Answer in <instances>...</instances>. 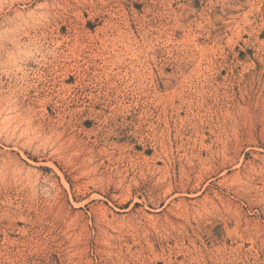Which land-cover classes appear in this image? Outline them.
<instances>
[{"label":"rangeland","instance_id":"rangeland-1","mask_svg":"<svg viewBox=\"0 0 264 264\" xmlns=\"http://www.w3.org/2000/svg\"><path fill=\"white\" fill-rule=\"evenodd\" d=\"M0 108V264H264V0H0Z\"/></svg>","mask_w":264,"mask_h":264},{"label":"bare ground","instance_id":"bare-ground-1","mask_svg":"<svg viewBox=\"0 0 264 264\" xmlns=\"http://www.w3.org/2000/svg\"><path fill=\"white\" fill-rule=\"evenodd\" d=\"M12 73V72H11ZM13 77V76H12ZM15 102H17V101H15ZM17 104V103H16ZM5 105V104H4ZM9 106V105H8ZM5 108V107H4ZM1 109V108H0ZM8 109H10V108H8ZM17 109V108H16ZM27 113V112H26ZM29 113V112H28ZM18 115H20V114H18ZM31 115V114H30ZM30 117V116H29ZM27 118V117H26ZM32 125V124H31ZM58 139V138H57ZM88 173V172H87ZM187 214V213H186ZM180 225V224H179Z\"/></svg>","mask_w":264,"mask_h":264}]
</instances>
